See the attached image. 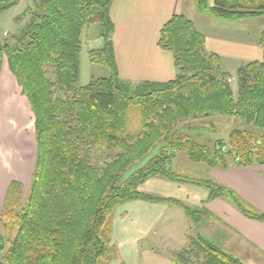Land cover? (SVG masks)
<instances>
[{"label": "trees", "instance_id": "16d2710c", "mask_svg": "<svg viewBox=\"0 0 264 264\" xmlns=\"http://www.w3.org/2000/svg\"><path fill=\"white\" fill-rule=\"evenodd\" d=\"M18 1L0 0V13ZM113 1L36 0V12L16 43L0 41V70L5 59L32 113L35 143L25 193L18 180L5 191L0 264H106L112 259L111 215L130 201L172 204L198 223L203 210L138 189L153 177L203 187L206 201L225 198L247 218L264 221V212L231 188L172 167L179 152L210 168L264 164V30L258 39L262 58L237 68L234 96L221 58L206 51L204 34L184 14H174L162 25L158 46L171 53L176 76L132 87L120 79L114 61ZM194 5L223 19L264 14V0H213L212 7L207 0H194ZM95 23L103 45L89 51L90 61L109 67L111 75L79 86L81 32ZM132 105L141 117L135 135L126 131ZM214 116L234 117L251 129H231L227 139L211 146L187 133L203 129ZM194 121L197 128L190 125ZM98 149L105 154L97 157L100 165L93 156ZM196 239L204 264H243L202 235ZM179 260L172 256L174 264Z\"/></svg>", "mask_w": 264, "mask_h": 264}, {"label": "crops", "instance_id": "0c3cea01", "mask_svg": "<svg viewBox=\"0 0 264 264\" xmlns=\"http://www.w3.org/2000/svg\"><path fill=\"white\" fill-rule=\"evenodd\" d=\"M207 5L212 7L213 0H207ZM180 13L190 18L195 27L204 34L206 51L216 53L220 58L228 56L241 61L262 58V51L258 43L256 46L252 43L248 45L218 40L210 33L209 28L204 29L203 26L208 24V20L198 16L208 17L210 14L198 12L194 0H114L109 9V16L114 25L110 40L120 79L132 81L135 85L142 82H166L174 79L176 69L172 55L168 50L158 46V36L164 22L172 15ZM16 88L20 89L7 64L3 61L0 70V91L4 89L5 98L2 101L4 108L2 107L0 117L2 124L3 120L5 121L6 118L13 115L8 109L14 102L15 106L20 108L19 113L23 114V117L25 115L27 117V113L28 115L31 113L21 90L20 93L26 101H22L21 105L17 100H12L11 97L16 93ZM14 120L19 124L15 117ZM18 128L21 132L23 131L20 124ZM204 169L200 178H211L231 188L244 200L264 212V164L238 167L230 162L226 169L210 168L206 165ZM3 173L4 171L1 169L0 177ZM156 178H158L156 183L158 186L160 185L157 189L163 188V192L156 190L157 192H148L149 194L178 199L193 210H203V216H209L212 219L211 231L207 233L206 228L202 230L201 235L204 238L235 256L243 264H264V221L247 218L225 198L206 201L208 191L203 187L187 183L178 184L160 177ZM7 185L4 186L2 180L0 192V197L3 195L2 204ZM126 203L124 204L126 205ZM169 206L173 205L136 200L129 211L137 212V215L139 213L147 221H152L154 218L153 223H155L158 218H166L170 210ZM125 209V212L129 214L128 209ZM146 219H143L140 225H143ZM135 229L138 231L137 233L146 234L145 231H149L140 230L139 227ZM137 233L133 232V234ZM213 235L215 236L213 237ZM143 245L137 244L134 240L133 245L129 247L134 264H174L172 256L168 252L160 251L150 245L149 247Z\"/></svg>", "mask_w": 264, "mask_h": 264}, {"label": "rangeland", "instance_id": "374dc122", "mask_svg": "<svg viewBox=\"0 0 264 264\" xmlns=\"http://www.w3.org/2000/svg\"><path fill=\"white\" fill-rule=\"evenodd\" d=\"M36 8V0H19L16 5L1 12L0 41L15 44L21 32L26 31L33 14L36 12ZM201 16L202 15L198 17L208 20V24L206 23L203 28H209L210 33L218 40L233 41L248 45L252 43L257 46V39H259L260 33L264 30V14L257 17H246L241 19H223L211 14L208 17ZM100 30L101 26L98 23L88 24L82 29L81 49L79 54V86H84L93 79L111 75L109 67L102 64H94L90 61L89 57L90 50L97 49L103 45V41L99 37ZM3 61L7 64L5 59H3ZM247 62L249 61H241L237 58L228 56H222L221 58L222 71L227 75L234 96H236L238 88L237 68ZM48 73V76L53 78L51 71ZM127 82H129L132 87L135 85L132 81ZM3 94L4 89L0 91V95L2 96H0V117L2 107L4 108V106H2V101L5 100ZM11 98L12 100H17L21 105L22 101H26L21 95L19 88H16V93H14ZM8 110L13 114V117L10 115V118H6L5 121L3 120L4 125L1 122L2 118L0 121V170L3 169L4 171L0 177V187L2 180L4 186L11 180H18L23 184V193H25L30 181L35 159L33 116L31 113L29 114L30 116L27 113V117L26 115L23 117V114L19 113L20 108L15 106V102ZM14 117L23 129L22 132L20 128H18L19 124L14 120ZM127 122V133L137 134L141 128V117L138 106L132 105L128 108ZM196 122L197 121L193 123L190 122V125L197 128L198 125L195 124ZM204 123L207 125L203 129L201 127V129L187 130V133L192 136L197 134L196 140L198 142H206L209 146L214 144L216 140L227 139V135L231 129H251V127L243 121L230 116H214L208 121L205 120ZM198 134L200 135L198 136ZM20 141L22 144H20ZM116 153L117 151L112 152L111 156L107 155L106 159L114 156ZM100 154H103V157L105 156L101 149L96 150L93 154L99 165L102 159L97 157ZM28 155L29 157H27ZM172 167L176 171L192 174L197 177L202 176L205 170V165L203 164H192L184 152H179L177 154L172 161ZM157 180L158 178L156 177L149 178L140 185L138 189L150 193L157 191L163 192V188L157 189L160 186L156 183ZM2 197H0V210L3 205ZM135 202L136 201H130L127 202L126 205L119 204L115 207L111 215L112 226L114 228L110 237L112 259L106 264H134V262H132V254L129 251V247L133 245L134 240L137 244H144V247H149L150 245L160 251H166L170 256L178 260L180 258H178L177 255L181 253L182 259L179 260L181 264H204L206 260L205 253L197 249L195 241L197 240V233L201 235L202 230H205V228L207 233L211 231L212 219H210L209 216L204 217L202 215L198 223H192L180 208L174 207L173 205L172 207L169 206L170 210L166 218H158L156 220L157 222L153 223L154 218H151L152 221H147V219L142 217L139 213L137 215V212L129 211L131 210L132 204ZM125 208L128 209L127 211L129 214L125 212ZM143 219L146 220L143 225H140ZM136 227H139L140 230L149 231H145L146 234L137 233ZM133 232L137 234H133ZM4 233V228L0 224V235H4ZM207 233L205 234L208 235ZM214 236L215 235H213V237ZM216 237L218 238V236Z\"/></svg>", "mask_w": 264, "mask_h": 264}, {"label": "bare ground", "instance_id": "6f19581e", "mask_svg": "<svg viewBox=\"0 0 264 264\" xmlns=\"http://www.w3.org/2000/svg\"><path fill=\"white\" fill-rule=\"evenodd\" d=\"M21 142V141H20ZM20 144H22V142L20 143ZM14 145V144H13ZM18 145V144H17ZM16 145V146H17ZM27 145H29V144H27ZM19 146V145H18ZM26 146V145H25ZM22 147V146H21ZM27 149H29V148H27ZM21 151V150H20ZM27 151V150H26ZM24 152V151H23ZM21 154V153H20ZM25 155V154H24ZM27 157H29V155L27 156ZM22 158V157H21ZM29 160V159H28ZM22 161H23V159H22ZM23 163V162H22ZM0 189H1V187H0Z\"/></svg>", "mask_w": 264, "mask_h": 264}]
</instances>
